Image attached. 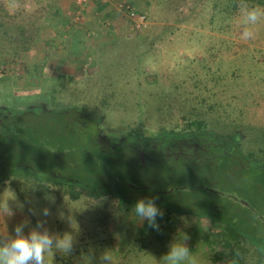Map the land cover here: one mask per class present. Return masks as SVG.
I'll return each instance as SVG.
<instances>
[{"label": "rangeland", "instance_id": "obj_1", "mask_svg": "<svg viewBox=\"0 0 264 264\" xmlns=\"http://www.w3.org/2000/svg\"><path fill=\"white\" fill-rule=\"evenodd\" d=\"M119 1L0 0L1 22L10 25L8 34L0 32V39L10 40L7 45L13 47L26 38L29 47L0 64V118L8 113L7 110L21 112L39 109L40 105L49 110L81 107L95 119L102 138L125 139L127 132L133 130L152 138L157 131H163L162 128L174 126L177 133L188 131L187 120L181 122L179 117L189 114L190 108L196 105V96L198 101L205 97L206 102H202L204 113L200 117L206 127L198 131L215 133L213 136L219 141L222 140L218 137L221 132H230V135L238 132L240 149L251 150L254 143L264 137V21L252 26V39L244 40L240 36L241 5L233 13L230 11L232 16L229 18L225 17L223 0H125L146 16L147 26L138 30L133 21L126 14L123 17L124 12L117 9ZM247 5L264 9V4L249 2ZM57 8L59 13H54ZM72 30L82 31V41L90 52L96 42L111 40L112 34L136 41L147 36L148 41H153L149 43L144 38L146 41L140 50L147 48L149 54L156 55L158 60L154 62L153 59L152 63L156 64L160 74H141L133 70L140 63L137 53L121 50L116 43L98 48L95 64L85 62L82 56L76 60L68 49L67 40ZM81 62L85 63L80 65ZM145 70L149 71V67ZM203 84L206 85L204 91L198 89L189 94L191 88L203 87ZM180 89L188 90L182 96ZM102 99L116 104L113 105L115 109L100 107ZM209 104L213 108L211 111L206 106ZM197 112L201 115L200 110ZM189 118L191 122L197 119L192 115ZM40 119V125L46 131L45 117ZM27 148L28 158L34 148L31 145ZM19 157L25 161V153ZM24 164L20 166L24 167ZM135 173L134 179H130L134 186L140 187L151 178L154 184L161 180L154 169H140ZM249 177L229 185L222 183L219 175L205 174V178L197 183L211 189L212 193L219 192L214 199L225 203L233 201L228 196L246 197L242 190L247 191ZM34 178L33 174L18 172L7 180H0V236L14 237V228L25 221L29 222L24 228L27 235L38 221H44L50 234L62 237V228L66 225L58 222L59 215L67 217L75 225L74 229L92 230L93 225L82 218L76 225V219L82 215V203L78 200L67 202L60 182L40 180L47 181L52 187L53 194L48 198L50 193L37 191V186L30 183ZM25 179H30L28 185L19 183ZM173 183L171 179L158 182V185L164 188ZM232 186L237 187L231 190ZM139 193L133 191V194ZM60 197L62 202L52 206ZM253 204L257 207L255 202ZM45 208L51 213L47 217L42 215ZM258 212L263 217L264 207ZM187 219L183 224H171L163 240L155 239V244L169 248L174 242L186 243L190 239V246L184 244L195 264H212L197 232L199 222ZM204 226L201 221L203 230ZM260 227L264 231L262 223ZM65 231L68 232V228ZM185 236L187 239L183 240ZM161 259L162 255L155 253L144 264H160Z\"/></svg>", "mask_w": 264, "mask_h": 264}, {"label": "trees", "instance_id": "obj_2", "mask_svg": "<svg viewBox=\"0 0 264 264\" xmlns=\"http://www.w3.org/2000/svg\"><path fill=\"white\" fill-rule=\"evenodd\" d=\"M249 2L264 4V0H223L225 17L230 18L231 13L239 5ZM54 13H59V9L57 8ZM1 15L0 13V32L5 35L8 34L7 27L10 25L1 22ZM122 15L125 17V14ZM81 34V30H72L67 40L69 53L73 54L76 60L82 56L85 62L88 60L91 64H95L98 48L116 43L121 50L137 53L140 63L133 70L141 74L158 72L156 64L152 63L153 59L157 62L156 55L149 54L147 48L140 50L145 41H148L147 36L144 37L146 40L141 38L136 41L133 40L134 38H121L112 34L111 40L96 42L94 50L90 52V48L85 47ZM25 39L11 47L7 45L10 40L5 39L6 42L1 38L0 64L5 59L28 49V40ZM124 39H126L125 44H122ZM152 41L153 39H149L148 42L152 43ZM147 55H149L148 62L145 57ZM85 62H81L80 65ZM147 67L149 71L145 70ZM204 86L206 85L194 86L189 94L198 89L204 91ZM187 90L180 89L182 96ZM206 91L209 90L206 88ZM198 99L196 96V105L190 108L188 115L179 117L181 122L187 120V125L190 127L188 131L177 133L173 126L162 128L163 131H157L152 138H148L140 135L139 130H133L127 132V138L108 140V144L103 142L101 146L94 141L91 143L89 138L97 133L99 125H96V121H94L96 130L90 135L83 134L75 123L76 113L71 108L41 109L32 113L10 110L12 117L1 115L0 119L3 123L0 124V180H7L18 172H30L35 175L30 183L37 186V191L50 193L48 198L53 194L52 187L47 181L40 182V180L44 178L53 180L54 183L60 182L62 194L65 195L64 199L67 202L78 200L82 203L80 206L82 215L77 216L76 225L81 218L82 221L93 225L92 230L74 229L75 225L67 217L59 215L58 222L66 225L62 228L64 234H71L74 238L73 250L70 253L53 250V254L47 255L48 264H89L90 257L95 258L91 264H99V257L104 251H111L113 264H144V261L150 260L155 253L162 255V261L160 260L159 263L166 264L163 258L169 248L155 244V239L163 240V235L171 224L178 222L183 224L182 222L187 218L199 222L200 230L197 232L200 233L202 248L212 264H264V231L257 217L258 211L262 206L264 207V137L254 143L253 146L256 148L252 147L247 152L240 149L239 142L234 145V150L229 151L227 146L235 140L236 133L230 135V132H221L218 137L222 140L219 141L217 137L212 136L215 133L207 137L198 131L206 127L200 116L204 113L203 103L207 98L201 97L200 101ZM105 101L104 99L100 101V107L115 109L113 105L116 104ZM206 106L210 111L213 109L211 104ZM197 110L201 111V115ZM191 115L197 119L191 122L189 118ZM41 116L45 117L46 131L40 125ZM18 118L23 120L20 121ZM30 127L36 131L32 134L31 143H28L26 132ZM94 139L96 140V137ZM202 140H206L207 143H203ZM171 143L183 148L177 158L167 160L164 157L144 165L136 161L137 155L133 146L141 144L151 151L153 147L159 149ZM28 145H31L34 151L27 158ZM23 153H25V161L19 157ZM22 163H26L24 167L20 166ZM28 165H31L32 169L27 167ZM140 169L148 171L154 169L159 173L161 180L154 184V179L151 178L143 182L140 187L129 186V183H133L130 180L134 179L133 174ZM205 174L219 175L222 177V183L229 185L231 183L235 185L236 182H242L246 176H250L247 191L241 190L246 195L243 199L254 209L230 196L228 197L233 200L232 202L215 200L214 195L219 192L212 193L204 188V185L197 183L198 180L205 178ZM171 179L174 181L173 185L159 187L158 182L163 183ZM29 180L25 179L19 183L28 185ZM236 187L230 188L235 190ZM134 190L140 193L133 194ZM140 199H153L163 212L162 217H157L159 231L150 228L147 220H140L135 215L133 209ZM61 200L62 197L58 198L52 206H57V203L62 202ZM201 221H204V230L201 228ZM67 228L68 232L65 231ZM188 241L183 243L189 245Z\"/></svg>", "mask_w": 264, "mask_h": 264}, {"label": "clouds", "instance_id": "obj_3", "mask_svg": "<svg viewBox=\"0 0 264 264\" xmlns=\"http://www.w3.org/2000/svg\"><path fill=\"white\" fill-rule=\"evenodd\" d=\"M264 21V9L254 6L249 7L246 3L240 8V36L244 40L254 37L252 26ZM4 207L8 211L7 204ZM140 220H147L149 227L159 231L157 217L163 216V212L156 206L153 199H140L133 209ZM51 213L49 209L42 210V215L47 217ZM25 221L14 228V237L0 236V264H48L46 254H51L53 249L63 253L73 250L74 238L65 233L62 237L50 234L45 227L44 221H38L35 228L25 235L24 228L28 225ZM41 229H43L41 231ZM185 236L183 240H186ZM192 254L183 242H174L170 245L168 253L164 256L166 264H195L191 259ZM94 257L89 258L91 264ZM99 264H113L111 251H104L99 257Z\"/></svg>", "mask_w": 264, "mask_h": 264}, {"label": "flooded vegetation", "instance_id": "obj_4", "mask_svg": "<svg viewBox=\"0 0 264 264\" xmlns=\"http://www.w3.org/2000/svg\"><path fill=\"white\" fill-rule=\"evenodd\" d=\"M41 109H46L44 108L43 106L40 105L39 109H36V108H32V109H28V110H23V112H27V113H32L33 111L35 110H41ZM72 110L76 113V116H75V123L77 124V127L79 129L82 130V133L85 134V135H90V133H92L93 131L96 130V125L94 124V121L95 119L92 118L91 116H89V114L84 111L81 107H72ZM2 112V110H0V113ZM8 112V113H7ZM7 114L3 115V116H9L12 114V112L10 110H7L6 111ZM79 116V117H78ZM99 120L97 119V122ZM2 120L0 119V124H2ZM36 130H34L33 128H28L27 129V132L28 133V143H31L32 141V134L35 133ZM96 134L89 137L91 138L90 139V142L92 143V141H94L98 146H101L103 145V142L104 143H109L108 140H103L102 136H100V129H99V126L96 130ZM32 133V134H31ZM40 134V133H39ZM209 134H204V136H207L208 137ZM213 136V135H212ZM239 134L236 133L235 135V140L232 141L230 144H228V150L229 151H232L234 150V145L239 141ZM96 137V140L94 139ZM211 137V136H210ZM94 139V140H93ZM203 139H206L207 138H203ZM42 139H40L41 141ZM206 140H202L203 143H207ZM214 141H216L214 139ZM198 146H203L198 144ZM213 146H215V144H213ZM135 149V153H136V161L140 164H146L147 162H150L152 160H156V159H163L164 157L169 160L171 158H177L178 157V154H180L182 151H183V148L181 146H176L174 143H171V145H164L162 148H156V147H153L150 150L144 148L143 146L140 145H136V146H133ZM176 147H178L176 149ZM40 150V148H39ZM27 167L31 168L32 169V166L31 165H28ZM32 172V171H31ZM29 174H32L30 172H28ZM55 175V174H54ZM58 175H60V173H58ZM35 176V175H34ZM234 199L236 200H239L238 198L234 197ZM248 202V201H247ZM249 203V202H248ZM249 207L250 204L248 205ZM252 209H254L253 207H251Z\"/></svg>", "mask_w": 264, "mask_h": 264}, {"label": "built area", "instance_id": "obj_5", "mask_svg": "<svg viewBox=\"0 0 264 264\" xmlns=\"http://www.w3.org/2000/svg\"><path fill=\"white\" fill-rule=\"evenodd\" d=\"M85 0H76L77 3H81ZM120 9L121 11L124 12V14L127 15V17L133 21L134 23V27L135 29H142L145 28L147 26L146 24V16L145 14L141 13V12H137L133 6L131 5L130 2L125 1V0H121L119 1V3L117 4V9ZM125 10V11H124Z\"/></svg>", "mask_w": 264, "mask_h": 264}, {"label": "water", "instance_id": "obj_6", "mask_svg": "<svg viewBox=\"0 0 264 264\" xmlns=\"http://www.w3.org/2000/svg\"><path fill=\"white\" fill-rule=\"evenodd\" d=\"M129 186H134V185H132V184H128ZM208 190H210V191H212L211 189H209L208 188ZM239 201L241 202V203H243L244 205H246V206H248L249 205V203L246 201V200H244V199H239ZM258 218H259V220L261 221V223L264 225V216L262 217V216H260V215H258Z\"/></svg>", "mask_w": 264, "mask_h": 264}]
</instances>
